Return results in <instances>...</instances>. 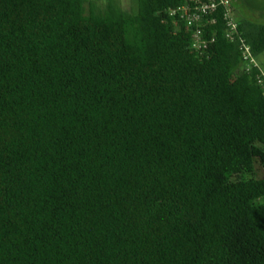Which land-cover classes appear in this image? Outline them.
Returning a JSON list of instances; mask_svg holds the SVG:
<instances>
[{"label":"trees","instance_id":"obj_1","mask_svg":"<svg viewBox=\"0 0 264 264\" xmlns=\"http://www.w3.org/2000/svg\"><path fill=\"white\" fill-rule=\"evenodd\" d=\"M189 1L0 0V264H264V23Z\"/></svg>","mask_w":264,"mask_h":264},{"label":"built area","instance_id":"obj_2","mask_svg":"<svg viewBox=\"0 0 264 264\" xmlns=\"http://www.w3.org/2000/svg\"><path fill=\"white\" fill-rule=\"evenodd\" d=\"M230 5V0H190L188 3L171 10L169 13L171 17L175 18L173 21L175 26H179L181 23L185 30L191 33V47L194 50L203 52L208 50L209 43H212L214 40L213 38L211 41L209 40L210 42L203 40V27L207 26L204 24V21L207 20L208 24H214L215 21L211 16L216 13L218 8H224V17L228 21L226 38L231 41L233 34L237 33V26L231 21L232 13ZM240 43L242 61L245 63L246 70L250 71L258 68V63L252 55L249 46L245 45L242 40H240Z\"/></svg>","mask_w":264,"mask_h":264},{"label":"rangeland","instance_id":"obj_3","mask_svg":"<svg viewBox=\"0 0 264 264\" xmlns=\"http://www.w3.org/2000/svg\"><path fill=\"white\" fill-rule=\"evenodd\" d=\"M109 0H90L97 6L105 5ZM122 10L128 12L137 11L138 0H111ZM231 8L242 18L250 20L253 23H264V0H230ZM261 63H264V54L259 57Z\"/></svg>","mask_w":264,"mask_h":264},{"label":"clouds","instance_id":"obj_4","mask_svg":"<svg viewBox=\"0 0 264 264\" xmlns=\"http://www.w3.org/2000/svg\"><path fill=\"white\" fill-rule=\"evenodd\" d=\"M231 10V9H230ZM232 12V11H231ZM173 25H174V27L175 28H177L178 26H175V23L173 22ZM180 26V25H179ZM184 28V27H183ZM191 43H192V40H191V42H190V47H191ZM192 48V47H191ZM193 49V48H192Z\"/></svg>","mask_w":264,"mask_h":264}]
</instances>
